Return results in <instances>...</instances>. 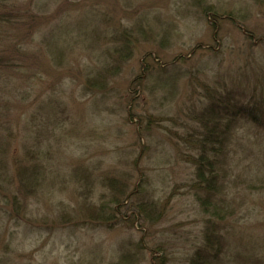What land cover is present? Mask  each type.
Wrapping results in <instances>:
<instances>
[{
  "label": "rangeland",
  "instance_id": "obj_1",
  "mask_svg": "<svg viewBox=\"0 0 264 264\" xmlns=\"http://www.w3.org/2000/svg\"><path fill=\"white\" fill-rule=\"evenodd\" d=\"M17 4L33 18L0 47V264H188L207 216L173 123L203 84L264 66V0ZM248 125L224 161L243 254L227 264L264 262V132ZM22 167L38 171L30 190Z\"/></svg>",
  "mask_w": 264,
  "mask_h": 264
},
{
  "label": "trees",
  "instance_id": "obj_2",
  "mask_svg": "<svg viewBox=\"0 0 264 264\" xmlns=\"http://www.w3.org/2000/svg\"><path fill=\"white\" fill-rule=\"evenodd\" d=\"M17 3L18 0H0V47L7 41L5 31L22 22L24 17L33 18L30 12L22 11ZM128 48L129 44L125 40L118 49H126L128 53ZM13 52L21 53L18 47ZM110 66L106 65L102 69L103 75L111 69ZM10 67L12 60L0 50V70ZM226 76L234 81L230 86H227L229 84L225 77H217L212 85L203 84L199 94L204 102L201 108L188 110L185 113L187 121L173 123L181 132L174 136L175 142L178 141L194 156V196L207 216L201 245L192 252L188 264H227L230 259L239 260L243 255L233 248L228 235L229 226L224 224L234 215V208L223 188L227 172L224 161L240 125L249 124L264 132V66L241 69L236 76L229 73ZM159 79L164 88H171L172 91L174 84L171 77L162 75ZM168 134L171 135L170 132ZM37 172L36 167L20 168L19 183L23 189L30 190L36 183ZM254 185L250 183L249 187ZM15 198L10 197L7 201L17 209Z\"/></svg>",
  "mask_w": 264,
  "mask_h": 264
}]
</instances>
